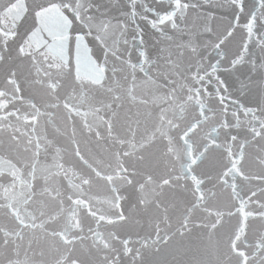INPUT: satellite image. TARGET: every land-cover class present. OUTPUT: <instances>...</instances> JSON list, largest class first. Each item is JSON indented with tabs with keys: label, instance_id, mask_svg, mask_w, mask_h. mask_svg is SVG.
I'll list each match as a JSON object with an SVG mask.
<instances>
[{
	"label": "water",
	"instance_id": "water-1",
	"mask_svg": "<svg viewBox=\"0 0 264 264\" xmlns=\"http://www.w3.org/2000/svg\"><path fill=\"white\" fill-rule=\"evenodd\" d=\"M0 264H264V0H0Z\"/></svg>",
	"mask_w": 264,
	"mask_h": 264
}]
</instances>
